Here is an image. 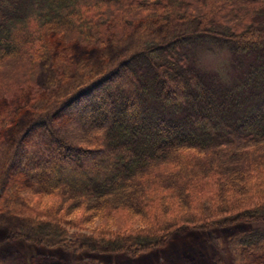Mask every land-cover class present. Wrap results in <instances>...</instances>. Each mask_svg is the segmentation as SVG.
<instances>
[{"label":"trees","instance_id":"16d2710c","mask_svg":"<svg viewBox=\"0 0 264 264\" xmlns=\"http://www.w3.org/2000/svg\"><path fill=\"white\" fill-rule=\"evenodd\" d=\"M0 215L133 257L252 224L233 262L264 264V0H0Z\"/></svg>","mask_w":264,"mask_h":264},{"label":"rangeland","instance_id":"374dc122","mask_svg":"<svg viewBox=\"0 0 264 264\" xmlns=\"http://www.w3.org/2000/svg\"><path fill=\"white\" fill-rule=\"evenodd\" d=\"M198 60L206 70L219 73L225 80L238 73L231 54L224 49L200 47ZM252 226L240 222L208 231L177 230L165 246L133 257L125 253H71L62 247L25 243L13 235L10 219L0 215V264H234L230 241L249 232Z\"/></svg>","mask_w":264,"mask_h":264}]
</instances>
